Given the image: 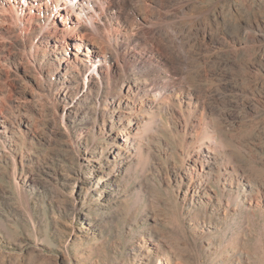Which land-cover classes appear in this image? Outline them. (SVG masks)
<instances>
[{"label": "rangeland", "instance_id": "rangeland-1", "mask_svg": "<svg viewBox=\"0 0 264 264\" xmlns=\"http://www.w3.org/2000/svg\"><path fill=\"white\" fill-rule=\"evenodd\" d=\"M91 1L0 12V264H264V0Z\"/></svg>", "mask_w": 264, "mask_h": 264}, {"label": "bare ground", "instance_id": "bare-ground-1", "mask_svg": "<svg viewBox=\"0 0 264 264\" xmlns=\"http://www.w3.org/2000/svg\"><path fill=\"white\" fill-rule=\"evenodd\" d=\"M8 1L9 0H0V12L3 13L5 11H9L11 22H13L17 26L18 31L24 33V35H29L32 32L33 27L31 25V21L37 19V16L39 20H41L39 26L43 34H47V36H51L52 34H54L56 32V29L54 27V24L51 22V19L54 12L57 13L59 11L57 9V6L59 9L65 6V8L63 7L65 11L69 10L70 12L76 13L77 21L67 26L62 34L60 45L65 46L66 44H70L68 42V39H77L80 40L79 42L83 41V37L81 35L85 37L86 35L84 34L90 30L91 26L88 22L93 21L92 14L95 11L91 0H69L70 2H68V0H55L56 7L53 8L51 14L44 12V15H42V13L36 15L29 7L34 6L36 4V1L39 2L42 0H33L31 2L29 0L28 4L26 2L27 0H22V2L14 0V2H10V4H8ZM55 10H57V12ZM113 20L114 19L109 16L108 18H105L104 22L106 25L112 26ZM79 42L76 43L77 47L80 46ZM104 60L105 61H103L99 52H95V55L92 57V59L84 61V63H86L87 71L83 82L84 87L88 86V84H90L94 77H97L100 81V79L102 78L101 71L106 64V59L104 58ZM190 115L191 113L189 114V116ZM159 264L165 263L163 261H160Z\"/></svg>", "mask_w": 264, "mask_h": 264}]
</instances>
